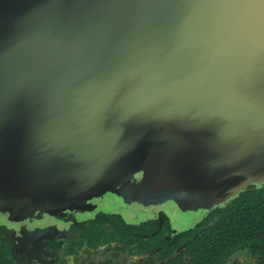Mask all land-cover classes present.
Instances as JSON below:
<instances>
[{
    "label": "water",
    "instance_id": "obj_1",
    "mask_svg": "<svg viewBox=\"0 0 264 264\" xmlns=\"http://www.w3.org/2000/svg\"><path fill=\"white\" fill-rule=\"evenodd\" d=\"M257 190L264 0H0L14 264H74L90 222L172 245Z\"/></svg>",
    "mask_w": 264,
    "mask_h": 264
},
{
    "label": "trees",
    "instance_id": "obj_2",
    "mask_svg": "<svg viewBox=\"0 0 264 264\" xmlns=\"http://www.w3.org/2000/svg\"><path fill=\"white\" fill-rule=\"evenodd\" d=\"M198 228L203 230L182 249L177 245L192 237L194 230L175 244L166 246L161 241V250L166 251L160 254L159 264H240L231 260L243 249L250 250L254 264H264V190L244 193ZM10 245L9 239L0 238V264H11Z\"/></svg>",
    "mask_w": 264,
    "mask_h": 264
},
{
    "label": "flooded vegetation",
    "instance_id": "obj_3",
    "mask_svg": "<svg viewBox=\"0 0 264 264\" xmlns=\"http://www.w3.org/2000/svg\"><path fill=\"white\" fill-rule=\"evenodd\" d=\"M105 222H90L87 224L85 238L80 242V246H85L86 250L81 257L75 259L74 264H159L160 254L166 250L159 247L161 241L168 230L165 227L158 234H152L149 230H134L135 232H122L117 228L106 226ZM199 229V228H198ZM196 229V230H198ZM194 230V233L196 232ZM141 232L147 236H141ZM193 233H191L192 235ZM182 244L177 245V249H182ZM9 257L10 247L8 246ZM144 260L133 262L138 255L151 252ZM159 251V253H158ZM161 251V252H160ZM128 253L126 260L122 254ZM131 258L132 261H131ZM11 264H14L11 259Z\"/></svg>",
    "mask_w": 264,
    "mask_h": 264
},
{
    "label": "rangeland",
    "instance_id": "obj_4",
    "mask_svg": "<svg viewBox=\"0 0 264 264\" xmlns=\"http://www.w3.org/2000/svg\"><path fill=\"white\" fill-rule=\"evenodd\" d=\"M122 256H123L124 260H126L128 257H130V256H128V253H123ZM132 259L133 258H131V261H132ZM233 260H238L240 264H254L255 263V260H254L253 256L251 255V252L249 249H243V250H240V251H237L236 253H234L232 255L231 262H233Z\"/></svg>",
    "mask_w": 264,
    "mask_h": 264
}]
</instances>
